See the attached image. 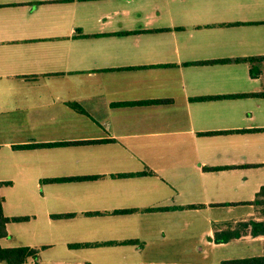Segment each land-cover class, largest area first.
<instances>
[{
  "label": "crops",
  "instance_id": "1",
  "mask_svg": "<svg viewBox=\"0 0 264 264\" xmlns=\"http://www.w3.org/2000/svg\"><path fill=\"white\" fill-rule=\"evenodd\" d=\"M263 23L264 0H0V195L5 217H27L0 246L39 249L23 264L48 250L45 264H164L195 235L180 252L202 260L167 264L263 256L264 236L238 225L264 221V60L255 77L248 63L185 65L264 56ZM230 95L247 96L197 99ZM83 176L98 178L47 182Z\"/></svg>",
  "mask_w": 264,
  "mask_h": 264
},
{
  "label": "trees",
  "instance_id": "2",
  "mask_svg": "<svg viewBox=\"0 0 264 264\" xmlns=\"http://www.w3.org/2000/svg\"><path fill=\"white\" fill-rule=\"evenodd\" d=\"M242 23H231L226 24L227 26L230 25H239ZM264 24V23H263ZM139 32V31H136ZM136 32H129L136 33ZM261 60H264V56L258 57H246V58H237V59H222V60H211V61H203V62H191L185 63V65H196V64H213V63H248L250 65V76L255 77L258 74V71L255 67V64ZM247 95H230V96H218V97H200L197 98L198 100H209L214 98H240L245 97ZM256 96H264V93L256 94ZM161 101H148V102H140V103H159ZM264 130V129H260ZM220 134H224L226 132H219ZM67 145L68 143H55V144H48L47 146H60V145ZM37 146V145H35ZM33 146V147H35ZM27 147V146H25ZM21 148V147H20ZM119 177H126L127 175H118ZM97 176H83V177H70V178H56V179H48L47 182L50 183H61V182H72V181H83V180H91L96 179ZM9 185L8 182H1L0 181V188L2 186ZM3 198L0 195V239L6 237L5 225L8 222H23L27 220V217H13L7 218L3 215L2 209ZM254 204L260 205L264 209V187L260 189L257 194V198L254 200ZM134 212V210H119L112 212L113 214H128ZM88 214H99V213H88ZM72 215L64 214V215H55L54 218H70ZM250 228V234L252 236H264V221L257 222V221H249L248 223H240L238 225L239 229L243 228ZM237 232V231H236ZM236 232L231 231H224L221 233H216L214 237V241L216 243H225L228 242L236 237L239 234ZM117 242H105V243H94V244H74L69 245L71 248L76 247H89V246H104V245H112L116 244ZM121 244H133L134 241H123L120 242ZM39 249L29 248V247H16V248H2L0 246V263L5 264H23L27 259H36L38 257ZM222 264H264V255L260 257H251V258H242V259H235L230 261H224Z\"/></svg>",
  "mask_w": 264,
  "mask_h": 264
},
{
  "label": "rangeland",
  "instance_id": "3",
  "mask_svg": "<svg viewBox=\"0 0 264 264\" xmlns=\"http://www.w3.org/2000/svg\"><path fill=\"white\" fill-rule=\"evenodd\" d=\"M6 137L5 135H0V140H2V138ZM16 192L13 193L12 190H8V189H5L3 190V194L4 196L6 197L7 200H14L16 198V195L17 193H19L20 195H23V197L25 198L26 197V202L24 200V204H21V207L23 209V211H31L29 208L34 205H36L34 203V196L33 194L30 192V193H27V189L24 191V189H17L15 190ZM12 200V201H13ZM191 227V226H190ZM195 229L196 230H201V229H204L202 227V225L200 224H195ZM52 239V238H51ZM50 238H46V239H43L41 240L43 243H48L50 242L51 240ZM53 240V239H52ZM200 243H198L197 241V236L195 235H192L191 237H184L183 239L182 238H174V241L172 243H169L165 248H164V251L165 252H161L159 253L157 256V261L160 260H163L165 263L164 264H167L168 262H172L173 260H180L182 261L183 259H185L187 257V260L189 262H197V261H201L202 260V254L197 252V251H191L189 252L188 254H185V255H181L182 253L180 252V249L183 248V247H195L197 248L198 245ZM2 245L5 246L6 245V242L3 241L2 242ZM59 248V247H58ZM58 248L57 251H58ZM173 249H175V252H173ZM233 252L234 254H237L240 255V254H244V253H239L238 251H236L235 249H233ZM58 254L60 253L59 251L57 252ZM56 253V254H57ZM246 254V253H245ZM55 255V253L51 252V250L49 251H46L42 254V257H41V264H45V261L50 259V258H53V256Z\"/></svg>",
  "mask_w": 264,
  "mask_h": 264
}]
</instances>
